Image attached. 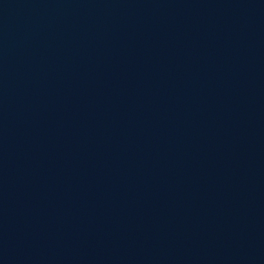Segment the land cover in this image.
<instances>
[{"label":"water","instance_id":"water-1","mask_svg":"<svg viewBox=\"0 0 264 264\" xmlns=\"http://www.w3.org/2000/svg\"><path fill=\"white\" fill-rule=\"evenodd\" d=\"M0 264H264V0H0Z\"/></svg>","mask_w":264,"mask_h":264}]
</instances>
